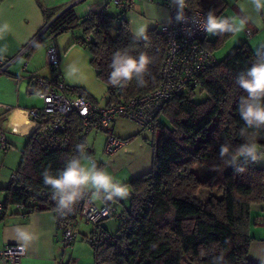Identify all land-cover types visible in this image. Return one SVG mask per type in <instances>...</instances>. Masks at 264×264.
Wrapping results in <instances>:
<instances>
[{"label":"trees","instance_id":"obj_1","mask_svg":"<svg viewBox=\"0 0 264 264\" xmlns=\"http://www.w3.org/2000/svg\"><path fill=\"white\" fill-rule=\"evenodd\" d=\"M111 3L107 1L103 9L80 18L72 6L53 20V12L46 18L47 22L51 21L47 36L56 37L73 26L82 29L80 40L91 53L90 64L107 85L106 104L143 95L157 87L166 47L158 27L147 31V46L144 42L133 44L125 12L115 4L111 10ZM188 5V10L197 9L205 14L211 9L219 16L228 2L188 0ZM117 20L112 36L110 28ZM86 35L90 36L89 40L85 39ZM230 35L205 39L204 44L214 52ZM36 45L37 42L33 48ZM124 48L134 49L131 52L134 56L145 52L152 58L145 76L146 86L138 87L133 80L120 89L108 82L113 53ZM254 60L255 50L242 43L201 75L197 89L206 93V98L194 101L196 89L166 102L155 119L158 123L151 140V169L126 183L129 205L119 212L116 229L111 232L101 222L98 224L101 231L118 234V239L109 242L97 237L89 242L95 264H121L125 258L129 264H264L248 258L253 240L252 206L264 201V167L250 164L244 173L237 174L219 157L221 144L227 142L235 149L244 143L246 135L248 138L254 135L258 147H264V129L246 128L238 112L239 99L246 93L236 83V77ZM67 91L90 99L79 87H68ZM160 117L166 123L160 122ZM67 125L70 143L66 149L42 148L36 139L38 129L27 135L12 173L14 181L2 188L4 212L0 219L9 207H16L23 216L43 209L54 212L51 189L44 185L42 173L48 169L57 174L68 159L77 155L76 145L85 143L81 135L82 119L77 113L70 115ZM195 164L208 166L210 173L205 179L195 173L192 167ZM201 186L216 189L206 202L196 196ZM37 190L46 193L44 199L32 196ZM86 236L83 235L84 239Z\"/></svg>","mask_w":264,"mask_h":264},{"label":"crops","instance_id":"obj_2","mask_svg":"<svg viewBox=\"0 0 264 264\" xmlns=\"http://www.w3.org/2000/svg\"><path fill=\"white\" fill-rule=\"evenodd\" d=\"M167 1L133 0L125 12L129 29L133 26L132 22L139 25L150 20L152 22L148 30L164 22L159 21L158 14L160 12L162 16L170 14ZM226 1L239 16L248 15L255 18L254 22L246 25L252 33L253 29L257 31L259 27L264 26V13L257 15L250 0ZM106 2V0H0V56L5 58L15 56L24 45L31 43L28 51L8 66L6 73H0V129L4 131V128H7L12 134L26 136L32 131L33 124L26 112V109L35 107L28 104L31 96L26 90L29 72L49 79L58 78L71 88L79 87L90 99L99 104V99L107 92V85L97 77V70L90 64L91 53L86 43L80 40L82 29L73 26L56 37L47 36V27L51 21L47 22L46 18L53 12L55 13L51 18L53 20L70 6L80 18L90 11L103 9ZM35 42L37 45L41 44L33 48ZM51 44L55 45L59 54L60 62L57 68H52L45 62V50ZM248 45L252 48L250 42ZM109 130L118 137L127 140L131 138L128 132L116 130V119ZM105 133L107 135L106 131ZM8 142L12 146L11 142ZM122 147L116 152L115 157L122 154L119 153ZM260 149L264 150V147ZM130 150L129 145L123 154H131ZM258 166L264 167V162ZM86 196L91 201L89 195ZM3 200L4 193L0 196V202ZM99 204L114 206L112 201L100 200ZM252 216L250 233L253 240L249 245L248 258L256 263H264V201L252 206ZM104 227L109 229L107 226ZM21 232L30 234L31 240L23 241ZM83 242L76 237L70 245H64L62 231L58 228L51 209L36 210L23 216L16 207H9L0 219V249L6 243L24 245L25 255L20 264H95L92 248ZM0 264L6 263L0 260Z\"/></svg>","mask_w":264,"mask_h":264},{"label":"built area","instance_id":"obj_3","mask_svg":"<svg viewBox=\"0 0 264 264\" xmlns=\"http://www.w3.org/2000/svg\"><path fill=\"white\" fill-rule=\"evenodd\" d=\"M106 1L112 2L124 12L130 8L133 2V0ZM166 5L170 14L174 15L173 10L169 8V0ZM189 11L203 15L197 9ZM157 27L166 41L165 53L158 75L159 83L152 91L143 95L126 99L119 98L109 104L99 105L98 102L90 100L85 95L69 94L68 86L62 80L49 79L35 72H29L27 93L36 95L42 105L28 108L26 112L33 124L32 131L38 129L36 139L42 148L66 149L70 143L68 119L72 113H77L82 119V138L85 140L86 135L93 129L106 131L105 151L111 155L127 142L126 138L118 137L109 131L115 118L123 117L133 120L153 134L158 123L155 120L156 116L166 102L172 97L179 96L189 90H196L199 87L201 75L217 63L213 52L204 44L206 33L193 29V34L188 35L185 31L188 26L175 22L168 24L164 21ZM247 33L251 35V29L247 28ZM85 39L89 40L90 36L86 35ZM30 46L31 43L24 45L15 56L6 58L0 56V73H6L8 66L19 56L24 55ZM45 62L52 68L59 66L60 58L54 44L46 48ZM8 143L5 132L0 129V150H7ZM150 147H153L152 141ZM13 181L14 174H11L9 183ZM45 195L43 190H37L32 196L44 199ZM50 199L53 203L57 226L63 234L65 246L70 245L77 236L74 227L78 217L84 218L92 225L85 237L87 243L95 241L97 237H101L102 241L109 242L118 239V234L101 231L98 227V224L109 216L113 215L116 218L119 216V212L114 206L108 204L97 206L85 196L75 205L73 212L66 216H60L56 211V202L52 197ZM16 206L23 208L22 204ZM3 212V202H0V216ZM124 230L128 231L127 228ZM24 255L25 247L22 244L6 243L0 249V260L5 261L6 264H20ZM121 264L129 263L125 258Z\"/></svg>","mask_w":264,"mask_h":264},{"label":"clouds","instance_id":"obj_4","mask_svg":"<svg viewBox=\"0 0 264 264\" xmlns=\"http://www.w3.org/2000/svg\"><path fill=\"white\" fill-rule=\"evenodd\" d=\"M252 8L257 15L264 13V0H250ZM169 8L174 15L162 16L158 14L160 22L166 21L185 24L186 34L192 35L193 29L203 31L209 35L221 36L223 34H234L242 31L247 24L254 22L255 18L244 15L238 19L229 16H218L214 10H208L202 16L190 13L188 0H169ZM152 21H144L133 26L130 31L133 44L145 43L149 40L147 31ZM7 26L5 25V28ZM134 49L124 48L113 53L108 82L120 89L126 88L133 80L138 87L147 84L145 76L148 74L152 58L145 52L134 56ZM236 83L246 95L240 97L238 112L246 128L260 130L264 129V44L255 49V60L246 71L239 73ZM77 155L66 161L65 167L57 174L46 169L42 173L44 185L50 187L52 199L56 202V211L60 216H66L74 211L75 205L91 195L97 200L105 202L115 201L117 198L125 199L129 196L127 185L118 182L104 168L99 167L97 162L86 153L85 143L76 145ZM219 157L234 172L242 174L250 164L264 162V150H261L254 135L248 138L246 135L244 143L233 149L230 144L223 143L219 147ZM25 242L31 240L30 234L20 233Z\"/></svg>","mask_w":264,"mask_h":264},{"label":"rangeland","instance_id":"obj_5","mask_svg":"<svg viewBox=\"0 0 264 264\" xmlns=\"http://www.w3.org/2000/svg\"><path fill=\"white\" fill-rule=\"evenodd\" d=\"M242 1V0H241ZM114 4L111 3V10H114ZM113 12V11H112ZM219 16H229L233 18H239L240 16L236 13V11L228 5L223 12ZM118 25V20L113 23L110 28V34L113 36L116 32V26ZM213 35H209L206 33V39L211 40L213 39ZM251 43L252 49L255 50L258 45L264 44V26L259 27L258 30L253 29V33L250 35L247 33V28L242 31L236 32L231 34L227 37L222 45L217 48L213 53L217 60H221L228 52L234 49L236 46L242 43ZM41 44V43H40ZM38 44L37 46H39ZM107 98V93L103 95L101 99H99V104L103 105ZM206 98V93L199 91L198 89L195 92L194 101L198 102ZM28 104L35 107H40L42 105L41 100L36 95H31ZM160 122L166 123L164 117H160ZM116 130L121 132H128L131 138L127 140L126 145L120 149L119 153H122L119 156L115 157L116 150L113 154L109 155L105 151V141H106V133L103 130H91L86 135L85 138V145L86 148L91 149L90 155L92 159H94L99 167L104 165L106 171H108L114 178L125 185L128 181L133 178L139 177L142 174L147 173L151 169V162H152V150L150 147V142L153 138L152 132L142 128L133 120L117 117L116 118ZM5 135L8 141L11 142L12 146L2 151L0 150V196L4 193L2 188H6L9 184L10 176L16 170L18 162L21 157V151L24 147L26 142L27 136L26 135H16L10 133L7 128H4ZM127 139V138H126ZM130 145L131 150L129 151L131 154H123V151L128 148ZM260 148V147H259ZM87 153V152H86ZM115 157L111 159L110 157ZM141 156H143L141 158ZM111 159V160H110ZM143 159V160H142ZM110 160V161H109ZM109 162V163H107ZM103 163V165L101 164ZM140 167H136V166ZM257 165H262V162L257 163ZM195 173L201 178L205 179L207 175L210 173V170L206 164H195L192 166ZM128 191H129V186ZM216 191L215 188H206L201 186L197 192L196 196L202 202H206L209 198L211 193ZM93 204L100 206V200L95 199L91 193L88 194ZM116 210L118 212L122 211L123 209L127 208L129 205V196L125 199L117 198L115 201H112ZM102 225L107 226L109 231H114L118 225V220L115 216L111 215L105 220L101 222ZM91 223L87 222L84 218L78 217L77 224L74 227L75 232H77V240L82 239L89 247V243L84 239L83 235L88 234L91 230ZM83 242V243H84Z\"/></svg>","mask_w":264,"mask_h":264},{"label":"water","instance_id":"obj_6","mask_svg":"<svg viewBox=\"0 0 264 264\" xmlns=\"http://www.w3.org/2000/svg\"><path fill=\"white\" fill-rule=\"evenodd\" d=\"M87 154L89 153V148L86 150Z\"/></svg>","mask_w":264,"mask_h":264}]
</instances>
